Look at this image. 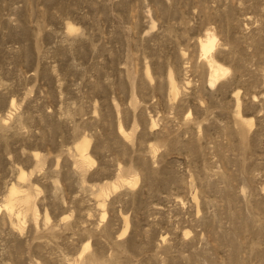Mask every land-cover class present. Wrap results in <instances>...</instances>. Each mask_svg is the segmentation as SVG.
<instances>
[{"label":"rangeland","instance_id":"1","mask_svg":"<svg viewBox=\"0 0 264 264\" xmlns=\"http://www.w3.org/2000/svg\"><path fill=\"white\" fill-rule=\"evenodd\" d=\"M0 264H264V0H0Z\"/></svg>","mask_w":264,"mask_h":264},{"label":"bare ground","instance_id":"2","mask_svg":"<svg viewBox=\"0 0 264 264\" xmlns=\"http://www.w3.org/2000/svg\"><path fill=\"white\" fill-rule=\"evenodd\" d=\"M211 68H212V74H211V79L214 81H216V78L218 77V75L221 73L222 74V70L220 67H218L217 65H215L214 63H211ZM220 76V75H219ZM219 78V77H218ZM211 80V81H212Z\"/></svg>","mask_w":264,"mask_h":264}]
</instances>
